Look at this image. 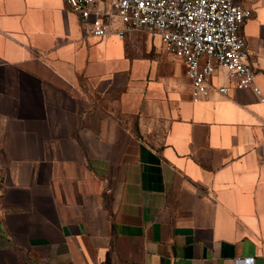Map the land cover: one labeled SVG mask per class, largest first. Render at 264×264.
Segmentation results:
<instances>
[{
  "label": "crops",
  "instance_id": "crops-1",
  "mask_svg": "<svg viewBox=\"0 0 264 264\" xmlns=\"http://www.w3.org/2000/svg\"><path fill=\"white\" fill-rule=\"evenodd\" d=\"M234 1L262 97L220 69L194 100L159 35L0 0V264H264V0Z\"/></svg>",
  "mask_w": 264,
  "mask_h": 264
},
{
  "label": "built area",
  "instance_id": "built-area-1",
  "mask_svg": "<svg viewBox=\"0 0 264 264\" xmlns=\"http://www.w3.org/2000/svg\"><path fill=\"white\" fill-rule=\"evenodd\" d=\"M89 35H159L164 50L180 58L192 82V96H209L214 74L222 69L237 89L253 88L256 72L241 28L252 10L234 0H66ZM229 94L228 86L218 88ZM264 99V98H262ZM254 264V257L239 259Z\"/></svg>",
  "mask_w": 264,
  "mask_h": 264
}]
</instances>
